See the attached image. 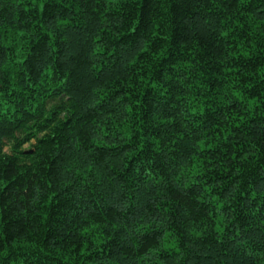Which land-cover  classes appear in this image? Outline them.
Listing matches in <instances>:
<instances>
[{"label":"trees","instance_id":"16d2710c","mask_svg":"<svg viewBox=\"0 0 264 264\" xmlns=\"http://www.w3.org/2000/svg\"><path fill=\"white\" fill-rule=\"evenodd\" d=\"M264 0H0V264H264Z\"/></svg>","mask_w":264,"mask_h":264},{"label":"rangeland","instance_id":"374dc122","mask_svg":"<svg viewBox=\"0 0 264 264\" xmlns=\"http://www.w3.org/2000/svg\"><path fill=\"white\" fill-rule=\"evenodd\" d=\"M263 74H264V70H263V72H262Z\"/></svg>","mask_w":264,"mask_h":264}]
</instances>
